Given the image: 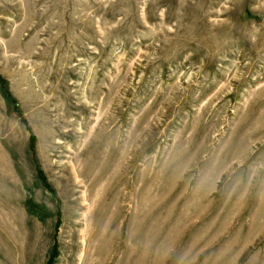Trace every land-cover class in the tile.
<instances>
[{
  "label": "rangeland",
  "instance_id": "obj_1",
  "mask_svg": "<svg viewBox=\"0 0 264 264\" xmlns=\"http://www.w3.org/2000/svg\"><path fill=\"white\" fill-rule=\"evenodd\" d=\"M55 249L264 264V0H0V264Z\"/></svg>",
  "mask_w": 264,
  "mask_h": 264
},
{
  "label": "trees",
  "instance_id": "obj_2",
  "mask_svg": "<svg viewBox=\"0 0 264 264\" xmlns=\"http://www.w3.org/2000/svg\"><path fill=\"white\" fill-rule=\"evenodd\" d=\"M25 207H26L28 212L33 213L35 216H37L39 218H43L44 214L38 210L37 206L34 204V202L32 200L29 199L25 203ZM57 256H58V252L55 249L50 260H49V262H48V264H54Z\"/></svg>",
  "mask_w": 264,
  "mask_h": 264
}]
</instances>
